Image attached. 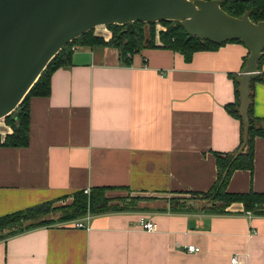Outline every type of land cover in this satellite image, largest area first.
Segmentation results:
<instances>
[{
  "label": "crops",
  "instance_id": "1",
  "mask_svg": "<svg viewBox=\"0 0 264 264\" xmlns=\"http://www.w3.org/2000/svg\"><path fill=\"white\" fill-rule=\"evenodd\" d=\"M94 31L111 36L106 25ZM248 52L229 40L186 60L146 46L127 65L116 47L75 45L71 63L51 74L50 94L30 99L28 145L0 144V216L92 186L142 199L90 214L87 227L53 222L1 239L0 264H264V215L239 202L227 214L166 209L172 196L209 189L216 153L239 146L240 120L225 105L237 98ZM257 75L253 112L264 118V61ZM11 131L1 118L0 140ZM227 187L264 192V137L255 138L253 171L236 169ZM143 219L158 229L145 230Z\"/></svg>",
  "mask_w": 264,
  "mask_h": 264
},
{
  "label": "trees",
  "instance_id": "2",
  "mask_svg": "<svg viewBox=\"0 0 264 264\" xmlns=\"http://www.w3.org/2000/svg\"><path fill=\"white\" fill-rule=\"evenodd\" d=\"M221 7L235 16H241L249 10L250 18L253 21L264 20V0H224ZM158 23L162 25V28L157 29ZM106 26L111 30L109 39L106 40L103 36L96 34L94 28L90 29L69 41L48 62L20 104L3 118L12 131L1 138V145L11 147L28 145L30 140V99L33 96L50 94L51 74L55 69L71 63L75 45L116 47L121 61L128 65L131 63L132 55L146 46L170 48L182 53L186 60H190L195 51L215 49L224 43H215L190 35L177 20H161L159 22L135 20L123 24L111 23ZM157 34L160 40L158 43L156 42ZM232 40L241 42L239 39ZM263 61L264 50L258 64L260 65ZM260 78L261 76L257 75L251 78L249 83L248 128L245 131V122L240 111V81L234 77L237 98L234 102L226 104L225 107L229 113L240 120L241 140L235 150L216 153L217 176L212 186L207 190L191 191L188 195L172 196L167 199L169 206L166 209L172 212L202 211L207 214H227L231 213L228 207L234 202H239L243 206L244 213L249 211L253 215H264V192L254 189L236 192L227 187L231 174L236 169L253 171L255 138L257 136L264 137V118L254 114L251 98L252 82ZM110 188L114 187L92 186L88 191L79 189L67 196L71 197V200L66 202L58 203L56 200H50L3 214L0 216V240L36 226L76 220L84 217L87 213L93 215L127 210L135 207L137 201L142 199L141 196L131 195L111 197L107 193Z\"/></svg>",
  "mask_w": 264,
  "mask_h": 264
},
{
  "label": "water",
  "instance_id": "3",
  "mask_svg": "<svg viewBox=\"0 0 264 264\" xmlns=\"http://www.w3.org/2000/svg\"><path fill=\"white\" fill-rule=\"evenodd\" d=\"M224 0H0V119L23 100L48 62L69 41L95 28L135 20H177L187 33L219 43L239 39L249 50L239 77L248 128L249 82L264 50V20L235 16Z\"/></svg>",
  "mask_w": 264,
  "mask_h": 264
},
{
  "label": "built area",
  "instance_id": "4",
  "mask_svg": "<svg viewBox=\"0 0 264 264\" xmlns=\"http://www.w3.org/2000/svg\"><path fill=\"white\" fill-rule=\"evenodd\" d=\"M86 191H88V189H86ZM247 213H250V212L247 211ZM89 219H90V214L87 213L84 217L73 220V223L77 227H87V222ZM141 225H142V228H144L145 230H148V231H156L158 229L157 223H155L154 221H151V220L143 219V220H141ZM187 250L192 251V252L200 251V247L195 245V244H188ZM236 261H237V258H236V256H234L232 258V262H236Z\"/></svg>",
  "mask_w": 264,
  "mask_h": 264
},
{
  "label": "rangeland",
  "instance_id": "5",
  "mask_svg": "<svg viewBox=\"0 0 264 264\" xmlns=\"http://www.w3.org/2000/svg\"><path fill=\"white\" fill-rule=\"evenodd\" d=\"M161 25V24H160ZM162 27V26H161ZM126 196H129L128 194Z\"/></svg>",
  "mask_w": 264,
  "mask_h": 264
}]
</instances>
